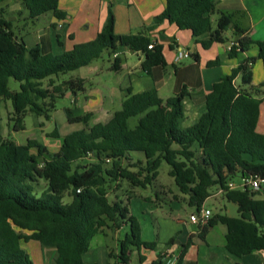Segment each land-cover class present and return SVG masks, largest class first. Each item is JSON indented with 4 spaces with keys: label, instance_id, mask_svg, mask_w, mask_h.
Wrapping results in <instances>:
<instances>
[{
    "label": "trees",
    "instance_id": "trees-1",
    "mask_svg": "<svg viewBox=\"0 0 264 264\" xmlns=\"http://www.w3.org/2000/svg\"><path fill=\"white\" fill-rule=\"evenodd\" d=\"M58 1L21 0L30 18L47 11L61 16ZM213 13H217V19L212 28L209 16ZM163 20L190 29L196 37L207 33L208 38L200 40L205 48L213 42H225L223 34L231 29L228 55L235 56L255 44L259 48L257 57L264 63V40H252L231 13L216 8V0H165L163 10L140 34H116L108 3L105 21L96 36L59 54L44 52L38 44L28 45L14 34L10 20L0 14V98L10 101L14 129H23L27 110L48 118L56 98L67 91L82 90L81 79L68 78L54 84L51 76L84 66L104 50L109 57L121 47L144 52L142 66L146 70L163 65L161 44L143 34ZM150 43L152 47L148 48ZM254 60L245 58L216 81L205 95L198 117L187 126H182L188 95L183 88L164 99L154 89L127 94L107 122L89 126L90 113L73 115L70 108H65L68 122L84 126L61 137L56 129L52 131V136L60 137L56 151L31 138L17 143L0 131V264H33L22 247L29 240L53 249L51 264H83V255L95 234L125 224L128 230L118 240L117 252L108 251L113 264H127L133 248L155 249V241L140 237L139 222L127 206L129 196L111 200L108 190L120 180L132 188L145 187L156 178L162 161L169 165L168 174L195 210L210 196L213 186L236 204L237 216L215 213L206 224L198 225L201 238L210 227L222 223L230 253L241 256L264 249V198H255L256 192L248 187L228 186L235 177L264 176V133L256 130L261 102L257 92L264 81L251 84ZM120 65L121 58L113 56L110 69L116 71ZM237 77L239 82L235 81ZM10 78L18 81L17 90L10 89ZM41 101L45 107L39 104ZM131 117H136L133 125L129 123ZM133 151L143 157H135ZM86 158L90 161L79 163ZM40 181L42 188L37 186ZM191 238L180 245L175 264H182ZM173 242L171 237L166 245Z\"/></svg>",
    "mask_w": 264,
    "mask_h": 264
},
{
    "label": "crops",
    "instance_id": "crops-1",
    "mask_svg": "<svg viewBox=\"0 0 264 264\" xmlns=\"http://www.w3.org/2000/svg\"><path fill=\"white\" fill-rule=\"evenodd\" d=\"M9 1L11 0L0 2V7L7 6ZM108 3H111L116 34L142 33L143 28L151 24L153 18L165 6V0H59L58 8L63 14L57 17L53 12L47 11L51 12L48 25L37 30V34L34 33L30 37V45L38 44L44 52L59 54L70 50L76 43L93 39L105 21ZM216 8L219 11L231 13L234 21L246 30L252 40H264V0H216ZM1 14L5 18V13ZM19 14L26 20V25L33 24L34 19L43 15L30 18L26 9ZM209 18L212 28L215 27L217 13L211 14ZM143 34L152 42L161 44V53L165 61L163 65H154L146 70L142 66L146 57L144 52L121 47L115 52V56L121 58L120 68L114 71L110 69V63L107 66L106 72L110 82L106 83L102 78L103 68L92 64L94 60L81 66L87 67L85 72L70 77L81 79L83 86L90 78L96 83L87 93H84L85 87L79 90L85 94L84 100L81 104L70 108L73 115L90 113L88 126L97 122H107L121 107V102L127 94L147 89H154L157 95L164 99L185 88L188 95L184 99V118H189L192 123L198 117L205 95L211 91L213 84L245 58H255L250 67L251 84L259 85L264 81V63L257 57L259 53L257 45L252 44L247 50L235 56L228 55L227 44L233 39L231 29H227L223 34L227 38L225 42H213L206 48L201 45L200 40L207 39V33L196 37L190 29L179 28L167 20L161 21L157 27ZM179 51H187L189 55L176 60ZM235 81L239 82V77ZM79 91L74 93L67 91L64 96H74L75 98L70 97V101L74 104L78 100ZM257 96L261 98V102L256 130L264 133V87L258 88ZM132 119L135 123L136 117H131L129 123ZM83 126L79 123L75 126L76 128L67 133L81 129ZM57 149L56 146L53 151ZM231 182L235 188H239L240 178L235 177ZM211 188L208 198L212 199L213 207L203 202V206L210 210L211 216L215 213L237 216V208L236 214L228 212V205L233 202L228 201L219 192L217 186ZM131 190L134 192L135 189ZM161 191L170 197L169 211L162 212L159 203L155 200L156 203L152 202V197L138 193L144 201L149 202L143 205L145 211L143 213L146 216H143L141 221L137 218L140 225V237L143 241H155L156 247L155 249L133 248L127 264H159L160 260V264H175L180 245L185 243L190 235H192V243L187 247L182 264H264V249L254 250L241 256L230 253L225 247L226 226L222 223L210 227L201 238L198 234V224L189 220V214L195 211L194 207H191L188 213L182 214L173 210L181 208L182 203L188 204L187 195L179 190L172 191L170 187ZM253 191L256 192L255 198H264V183L258 190ZM152 215L155 216V221L151 220ZM124 227L122 225L121 228ZM171 237H174V242L171 246H167L166 242ZM114 239V248L117 252L119 238L114 235ZM85 254L83 261H85ZM162 254L163 256L160 257L159 255ZM90 263L96 264L91 259Z\"/></svg>",
    "mask_w": 264,
    "mask_h": 264
},
{
    "label": "rangeland",
    "instance_id": "rangeland-1",
    "mask_svg": "<svg viewBox=\"0 0 264 264\" xmlns=\"http://www.w3.org/2000/svg\"><path fill=\"white\" fill-rule=\"evenodd\" d=\"M25 7H23V3L21 0H11L9 1L7 6L0 7V14L5 13L4 16L6 19L10 20L11 23V29L14 32L16 36L19 38L24 39V41L30 45L31 39L30 37L33 36V34H37V30L42 29L44 26L48 25L49 18L51 16V12H47L43 15H41L38 19H34L35 22L29 23L28 25L25 24V19L20 17L21 14L19 12H23ZM27 10V9H26ZM112 57L108 56L107 52L104 50L101 55L92 61V64H97L100 67L103 68L102 70V78L105 80V82H110V77L108 76L107 66L109 65ZM87 67H78L74 70L67 71L65 73H59L57 75H52V80H54V84L60 83L63 79H68L70 77L77 76L83 72H85ZM88 81V82H87ZM84 85L85 91L84 93H87L90 91L92 87L96 85V83L92 82L93 80L88 79ZM44 86H47L48 80L44 79L43 81ZM9 87L11 90H17L19 88L18 81L10 78ZM102 91L105 92V89L102 88ZM82 91H79L77 93L78 100L73 104L70 101V97L75 98L74 96H62L58 97L54 101V108L51 109V111L48 112L49 117L46 118L44 114H37L33 111L27 110L26 113L23 116V129L21 130H15L14 124L15 119H10L12 108L9 100H5L0 98V131L1 134L6 137L10 138L17 143H25L28 138L35 139L38 142L45 144L50 151H53V148L56 146L58 147L60 142V137L63 136L65 133L70 131L71 129L76 128L75 126L79 123H69L66 119L64 109L65 108H73L74 105H79L84 100L85 94ZM87 96V95H86ZM46 102V101H45ZM43 106V101L39 103ZM45 107V106H43ZM134 119L130 121V124L133 125ZM191 124V120L189 118H184L182 122V126H187ZM57 130L60 137H54L51 135L52 131ZM132 154L135 157H143V154L138 151H133ZM87 161H90L89 158L84 159L83 161H79V163H85ZM169 171V165L162 161L160 166L158 167V174L154 180L151 181L150 184L146 185L145 187H134V192L131 190L132 187L128 184L125 180H120L118 182L119 185L114 186V184H111L109 190H108V197L109 199H114L115 196H118L120 198H123L125 200V197L128 195V209L132 215H134L136 218H138L140 221L143 219V216H146L143 208V205L149 204V202L146 200L144 201L141 196L138 195L141 194L149 195L152 197V202L159 203L160 210L162 212L169 211L170 208V202L168 197L161 189L164 191L167 190L168 187L172 189V191L177 192L178 188L175 185L172 177L168 174ZM39 188H42L43 182L40 181L39 185H37ZM212 189V188H211ZM131 190V191H130ZM213 190V189H212ZM68 198L65 197V200ZM155 200V201H154ZM206 205L213 207L212 205V199L207 198L205 200ZM172 205V204H171ZM173 206V205H172ZM186 203H182V207L179 209H173L174 212H180L182 213H188L191 209V206H189ZM159 208V207H158ZM228 212L230 214H236V206L234 203H230L228 205ZM155 215V214H153ZM152 215V221L154 220V217ZM149 217V216H148ZM137 219V220H138ZM123 229L119 230H112L110 228H106L105 232H99L97 233L89 243V249L87 251V254H85V261L84 264H91L90 259L94 261L96 264H112L114 258L109 257L108 251L115 250V239L114 235L117 236L119 239L123 238L124 233L128 230V225L125 224ZM105 233V234H104ZM22 247L26 250L27 254L29 255L30 259L32 260L33 264H51L52 256H53V249H45L40 247L39 243L35 240H29L28 242H23Z\"/></svg>",
    "mask_w": 264,
    "mask_h": 264
},
{
    "label": "built area",
    "instance_id": "built-area-1",
    "mask_svg": "<svg viewBox=\"0 0 264 264\" xmlns=\"http://www.w3.org/2000/svg\"><path fill=\"white\" fill-rule=\"evenodd\" d=\"M232 45V42H229L227 44V49H229ZM152 47V43L148 44V48ZM116 53L113 54L115 56ZM187 51H179L176 55V60L188 56ZM264 183V176H249V177H242L240 178V184L238 185L239 188L248 187L250 190H258L261 186V184ZM229 188H235L234 184L232 182L228 183ZM219 192H222L221 189H219ZM211 216V212L208 208L204 207L203 205L199 208V210H195L192 213L189 214V220L192 223L198 224L200 226L206 224L209 217Z\"/></svg>",
    "mask_w": 264,
    "mask_h": 264
}]
</instances>
